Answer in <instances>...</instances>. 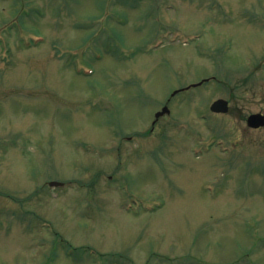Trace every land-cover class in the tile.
I'll use <instances>...</instances> for the list:
<instances>
[{
  "label": "rangeland",
  "instance_id": "374dc122",
  "mask_svg": "<svg viewBox=\"0 0 264 264\" xmlns=\"http://www.w3.org/2000/svg\"><path fill=\"white\" fill-rule=\"evenodd\" d=\"M257 111L264 0H0V264H264Z\"/></svg>",
  "mask_w": 264,
  "mask_h": 264
},
{
  "label": "water",
  "instance_id": "95a60500",
  "mask_svg": "<svg viewBox=\"0 0 264 264\" xmlns=\"http://www.w3.org/2000/svg\"><path fill=\"white\" fill-rule=\"evenodd\" d=\"M210 109L216 112H226L228 110V102L223 98H218L212 102ZM167 109L163 107L160 112L156 113V117L164 113ZM247 125L250 127H260L264 125V115L261 113H251L247 117Z\"/></svg>",
  "mask_w": 264,
  "mask_h": 264
}]
</instances>
